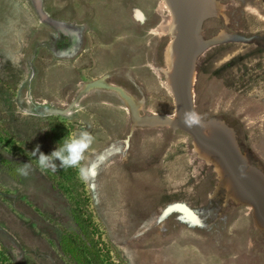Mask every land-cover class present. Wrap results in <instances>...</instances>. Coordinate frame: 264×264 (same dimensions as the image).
<instances>
[{"label":"rangeland","instance_id":"1","mask_svg":"<svg viewBox=\"0 0 264 264\" xmlns=\"http://www.w3.org/2000/svg\"><path fill=\"white\" fill-rule=\"evenodd\" d=\"M176 2L200 138L170 87V0H0V264H71L67 198L30 153L54 150L50 119L93 136L78 177L113 264H264V0Z\"/></svg>","mask_w":264,"mask_h":264},{"label":"trees","instance_id":"2","mask_svg":"<svg viewBox=\"0 0 264 264\" xmlns=\"http://www.w3.org/2000/svg\"><path fill=\"white\" fill-rule=\"evenodd\" d=\"M47 135L56 147L57 143L69 136V128L57 119H50ZM78 168H60L57 165L55 175L56 185L67 198L70 214L76 226L75 232H63L61 249L71 264H113L103 254L96 235L98 229L93 221L92 213L88 209L89 199L78 177Z\"/></svg>","mask_w":264,"mask_h":264},{"label":"clouds","instance_id":"3","mask_svg":"<svg viewBox=\"0 0 264 264\" xmlns=\"http://www.w3.org/2000/svg\"><path fill=\"white\" fill-rule=\"evenodd\" d=\"M182 122L185 126L191 127L200 123V117L194 111H187L183 114ZM92 142L93 136L88 130L82 128L78 132L60 140L50 154L45 155L40 152L39 145H36L30 153L41 170L56 172L57 164L55 161H59L60 168H78L83 176L87 174V168L81 166V161L84 159V154ZM31 167L30 163H24L17 169V172L20 176H27L31 171Z\"/></svg>","mask_w":264,"mask_h":264},{"label":"bare ground","instance_id":"4","mask_svg":"<svg viewBox=\"0 0 264 264\" xmlns=\"http://www.w3.org/2000/svg\"><path fill=\"white\" fill-rule=\"evenodd\" d=\"M190 43V42H189ZM188 43V46L186 48V56H187V59H186V67H185V71H186V83L184 84V92L186 93V99H187V102H188V96H189V93H190V87L192 85V82H193V68H192V63H193V59H194V56L196 54L195 50H194V47ZM168 45V44H167ZM185 47V46H184ZM184 47H182V49H184ZM179 53V52H178ZM184 53V51H183ZM182 53V54H183ZM166 54H167V62L168 64L170 65L169 67L171 68L170 69V77H172V81L170 78H168V80L170 79V87H171V84L173 85V79L177 76L180 75V72H179V67L181 65V62H182V57L181 58H178L177 59V50H176V47L174 44H169L168 47H167V50H166ZM179 55V54H178ZM179 57V56H178ZM176 59V62H174ZM166 60V59H165ZM169 82H163V84L165 86H167ZM170 89V88H169ZM132 109V108H131ZM132 113H133V116H135V112L134 110L132 109ZM181 120V119H180ZM179 121V120H178ZM201 125V124H200ZM189 129V128H188ZM202 129H204V126H202ZM211 129H212V125H211ZM216 132H222L224 133L225 135L227 134L226 131L224 130L223 127H219L217 129ZM220 150V149H219ZM238 155V153H237ZM240 160L243 162V163H246V159L245 157L240 154ZM218 163V162H216ZM235 163L237 165V167L243 171L244 168H241L240 165L237 163V161L235 160ZM219 166V163L217 164ZM217 166V167H218ZM246 171H244L243 173L246 175V176H250L251 175L247 172V169H245Z\"/></svg>","mask_w":264,"mask_h":264},{"label":"water","instance_id":"5","mask_svg":"<svg viewBox=\"0 0 264 264\" xmlns=\"http://www.w3.org/2000/svg\"><path fill=\"white\" fill-rule=\"evenodd\" d=\"M172 5L175 7L176 11L178 12V20L180 23V37L182 39V41H184V49H182V53L184 51V53L182 54V62L181 65L179 67V72L180 75L177 77L176 79H174L173 81V94H174V99H175V105H176V109H177V113H178V120H182L183 114L187 111H190L189 106H188V102L186 99V93L184 92V84L186 83V71H185V67H186V48L188 46V39L186 38L185 34H184V17L181 11L180 6L178 5V3L176 2V0H170ZM190 132L194 133L196 135V137H201L198 136V132L197 129L195 127V125L188 127Z\"/></svg>","mask_w":264,"mask_h":264}]
</instances>
